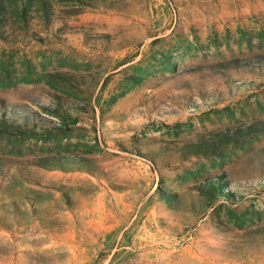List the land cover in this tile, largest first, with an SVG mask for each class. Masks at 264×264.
<instances>
[{
	"label": "rangeland",
	"instance_id": "obj_1",
	"mask_svg": "<svg viewBox=\"0 0 264 264\" xmlns=\"http://www.w3.org/2000/svg\"><path fill=\"white\" fill-rule=\"evenodd\" d=\"M65 24L71 28L63 42L0 40V108L30 120L32 110L40 113L32 100L45 102L55 89L86 110L63 131L1 132L0 155L23 163L36 154L84 153L96 175L32 164L21 175L11 162L15 175L0 174V264H264V237L246 229L264 222V130L207 156L177 160L170 147L158 149L156 158L165 151L173 167L153 168L138 155L156 139L264 124V88L233 83L258 80L241 62L264 56V0H116L113 7L83 6ZM30 29L44 34L36 23ZM52 70L104 83L93 90L58 80L51 86L45 72ZM131 72L138 82L125 77ZM219 172L241 195L188 207L197 201L189 185ZM30 188L44 194L24 198ZM156 188L178 193V209ZM9 200L15 207L7 208Z\"/></svg>",
	"mask_w": 264,
	"mask_h": 264
},
{
	"label": "trees",
	"instance_id": "obj_2",
	"mask_svg": "<svg viewBox=\"0 0 264 264\" xmlns=\"http://www.w3.org/2000/svg\"><path fill=\"white\" fill-rule=\"evenodd\" d=\"M115 1L116 0H0V40L3 42H14L22 35H27L31 39L41 43L48 40L63 42L65 41V37L62 33L71 28V26L67 27L65 24L67 15L79 12L80 8L83 6L97 7L102 5L104 7H113ZM34 23H36L44 34L30 29L31 25ZM64 26H66L65 29H63ZM101 35L107 36L105 33ZM233 61L234 63H231L232 65H239L234 58L231 59V62ZM241 63L246 66L251 65V67H254L258 73H256L258 75V80H256V82L250 79L233 80L234 85L240 87L257 83L264 88V56L261 57V59L250 62L243 61ZM218 64L222 65L223 63L219 62ZM45 75L47 77L46 81L51 86H55L54 81L58 80L60 83L73 86L77 90L81 87H85L84 89L89 90H93L95 87L99 89L104 83L103 79L99 81L96 77L95 81L91 78H86L80 72L70 70L46 71ZM125 77L131 79L133 83L140 80V75L134 72L127 73ZM217 99L218 98H215V100ZM32 101L39 107V112L41 114H35V111L31 109L33 117H31L30 120L26 119L24 114L16 112V110H11L12 113L9 114L7 113L8 110L5 111L0 108V133L36 132L45 135L52 132L63 131L68 129L70 125L76 121L75 113L86 110L84 103L72 99V97L70 98L55 89L48 92V98L45 102ZM191 106H195V104L191 103L190 107ZM50 116L54 117L55 120H51V118H49ZM259 130H264V124L259 120H252L246 123L236 124L227 129L210 130L208 136L195 134L190 138H181L180 140L173 141L170 139H156L154 140L156 145L154 144L152 150L145 149L139 151L138 155L145 158L153 168L159 166L173 167V165H175V160L171 159L165 151L161 152L165 156L162 155L156 158L158 149L163 148L162 150H164L170 147L173 156L176 157L177 160L186 159L191 155L207 156L215 153L217 151V146L220 144L234 141L240 135ZM143 141L148 144L146 136H143ZM171 141L173 142L172 145L166 146L167 144H164ZM86 151L89 150L86 149L85 152ZM11 162L15 163V171L18 174H21L22 169L27 168L28 164L48 169H83L91 175H96L95 169H97L95 162L89 155L77 152L67 153L58 151L48 154H36L31 158H25L23 163H19L18 158L14 157V155H0V174L9 170L8 167ZM12 175H15L14 171L11 172V170H9L8 176L11 177ZM25 181L33 183L29 178H25ZM62 187V184L57 186V191L63 196V201L66 203L68 195L67 191ZM189 188L190 191L194 192L197 196V201L188 200L187 206L190 208H193L196 202L200 209H204L221 199L233 202L241 195L236 194L232 188L227 186L226 180L222 177L221 172L212 176H204L201 180L190 184ZM155 192L167 207L173 210L178 209L180 201L178 193L173 190H164L160 188H156ZM34 193L38 195L44 194L43 192H36L34 189L30 188L29 193H24L23 195L25 197H23L27 198L29 195L34 196ZM7 204L8 209H10V207H15L13 206V200H9ZM246 229L247 231H251L247 232L249 235L264 237V222L250 226V229Z\"/></svg>",
	"mask_w": 264,
	"mask_h": 264
}]
</instances>
